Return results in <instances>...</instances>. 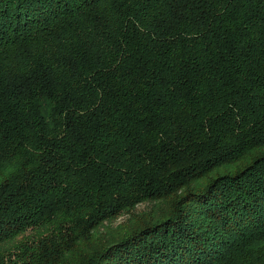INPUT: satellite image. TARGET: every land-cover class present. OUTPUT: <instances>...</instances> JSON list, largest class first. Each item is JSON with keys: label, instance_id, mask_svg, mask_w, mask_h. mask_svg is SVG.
Segmentation results:
<instances>
[{"label": "trees", "instance_id": "1", "mask_svg": "<svg viewBox=\"0 0 264 264\" xmlns=\"http://www.w3.org/2000/svg\"><path fill=\"white\" fill-rule=\"evenodd\" d=\"M0 264H264V0H0Z\"/></svg>", "mask_w": 264, "mask_h": 264}, {"label": "rangeland", "instance_id": "2", "mask_svg": "<svg viewBox=\"0 0 264 264\" xmlns=\"http://www.w3.org/2000/svg\"><path fill=\"white\" fill-rule=\"evenodd\" d=\"M146 207L145 205H139L137 206L136 210L137 212H140L141 210H144ZM128 215L127 214H121L119 216H117L116 218L112 219L111 221H107L110 222L109 224H111L113 227L120 225L122 223H125L128 219Z\"/></svg>", "mask_w": 264, "mask_h": 264}]
</instances>
